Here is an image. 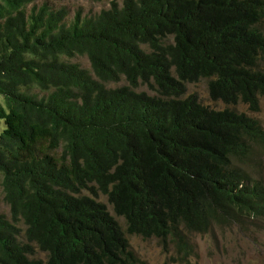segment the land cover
Returning <instances> with one entry per match:
<instances>
[{
	"label": "trees",
	"instance_id": "obj_1",
	"mask_svg": "<svg viewBox=\"0 0 264 264\" xmlns=\"http://www.w3.org/2000/svg\"><path fill=\"white\" fill-rule=\"evenodd\" d=\"M33 1L0 0V264H147L127 233L188 261L192 233L264 220L263 124L187 94L207 80L260 110L264 0H112L70 22Z\"/></svg>",
	"mask_w": 264,
	"mask_h": 264
},
{
	"label": "rangeland",
	"instance_id": "obj_2",
	"mask_svg": "<svg viewBox=\"0 0 264 264\" xmlns=\"http://www.w3.org/2000/svg\"><path fill=\"white\" fill-rule=\"evenodd\" d=\"M112 0L93 2L91 0H34L28 5L30 12L33 5L41 6L46 3L54 10L64 9L67 11V21L74 19L78 12L83 16L92 17L110 7ZM122 2V0H120ZM72 63L79 64L84 69H91L87 57H76ZM264 70V60L262 62ZM128 82L122 79L119 83L108 84V87L115 88L127 85ZM139 91H149L147 87H141ZM196 93L200 101L215 109L226 107L234 108L240 112H246L258 118L264 126V97L261 98V108L257 112L249 110L247 104L238 103L227 105L222 101H214L208 92V81L202 80L198 83L188 85L187 94ZM3 97L0 95V104H3ZM56 156L61 155V149L55 152ZM264 163V160H263ZM3 176L0 175V212L10 216V206L5 200L2 184ZM89 193V191H85ZM98 200L107 204L110 212L118 219L122 227L126 228L125 219L115 213L113 206L108 201L107 195L99 193ZM130 245L136 254L147 264H264V220L250 221L247 225L221 228L215 226L206 233H192L191 241L195 250L188 261L176 259L174 246L166 253L155 237L143 238L141 235L128 234ZM42 255V254H41ZM43 256V255H42Z\"/></svg>",
	"mask_w": 264,
	"mask_h": 264
}]
</instances>
